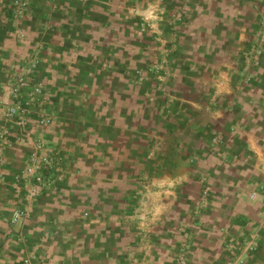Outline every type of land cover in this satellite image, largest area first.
Instances as JSON below:
<instances>
[{
    "label": "rangeland",
    "instance_id": "rangeland-1",
    "mask_svg": "<svg viewBox=\"0 0 264 264\" xmlns=\"http://www.w3.org/2000/svg\"><path fill=\"white\" fill-rule=\"evenodd\" d=\"M14 1L0 0L3 40L13 50L6 56L10 59L5 64L3 84L0 79V132L10 129L11 124L4 115L11 102L8 79L12 74H25L36 58L37 78L45 86L58 114L55 124L47 131H55L50 133L52 137L57 136L58 131L71 143L76 155L71 159L63 148L67 163L65 185L90 184L92 187L95 183L103 184L99 192L88 187L81 192V198L88 200L93 196L96 199L98 193L100 199L106 200L107 194H114L115 203L120 205V213L114 214L122 222L119 226L130 229L128 232L119 227L113 231L112 238L99 234L78 247L71 246L74 240L57 239L52 243L54 252L59 249L55 257L60 256L65 264H187V253L190 247H195L196 240L199 242L200 236V233H194L193 226L203 229L204 223L193 215L190 220L181 219L178 233L172 232L176 237L168 235L164 240L167 247L172 244L178 248L177 255H172L170 249L158 254V243L165 244L163 239L152 237L158 222L151 211L153 197L149 196L155 191L147 189L161 179L160 170L166 174L170 172L172 166L166 156L173 155V150L178 152L167 138L162 137H183L187 133L183 120L186 122L188 116L194 118L191 100L170 87L173 70L184 50L185 40L197 35L193 27L200 22L196 20L201 18L200 10L218 11L226 2L227 11L215 15L217 22L224 19L237 21L236 6L255 13L252 22L256 23L257 29L252 32L250 45L244 51L230 52L225 62L230 76L228 85L236 83L233 87L239 90L248 87L254 79L255 69L264 65V0H72L78 7L73 9L80 11V24L66 25L67 29L59 24L58 16L51 25L50 16L28 14L33 6L44 7L43 0H22L25 4L22 18L15 20L12 16ZM59 1L61 3L51 1L57 10L67 6L64 0ZM17 30L24 32V38H18ZM49 50L52 53L48 56ZM249 76L252 80H248ZM201 99L202 94L199 102ZM210 101L217 102L218 96H213ZM177 121L182 123L179 128L173 125ZM12 129L10 140L14 143L15 125ZM214 138L220 143V134L211 130L207 145L209 153H215L218 147L211 146ZM26 144L31 146L29 140ZM14 145L16 143L11 147ZM179 149L185 150L186 144ZM1 162L0 185L4 184ZM191 163L184 169L191 168ZM106 184H114L115 189L112 191ZM214 194L211 188L203 187L199 196L192 199L193 213L200 216L206 212L217 199ZM263 197V187L252 194V199ZM107 209L110 210L100 206L97 210ZM86 219L89 217L80 219L83 225L90 223ZM46 223L52 224L49 218ZM237 225L230 223L213 230L224 236L220 240H223L221 253L225 258L219 262L235 264L242 257L245 264H254L260 251L259 236L264 223L249 221ZM45 239L40 234L37 239L40 246H30L23 236L24 255L19 262L26 264L34 252L32 249H36L45 264L46 258L38 251L46 243ZM214 239L211 235V241L215 242ZM81 254H84L82 260L77 261ZM197 264L202 262L197 261Z\"/></svg>",
    "mask_w": 264,
    "mask_h": 264
},
{
    "label": "crops",
    "instance_id": "crops-1",
    "mask_svg": "<svg viewBox=\"0 0 264 264\" xmlns=\"http://www.w3.org/2000/svg\"><path fill=\"white\" fill-rule=\"evenodd\" d=\"M43 1L46 4L44 7L33 6L28 14L50 16L51 25L58 16L59 24L64 25L63 29L69 28L66 25L79 23L78 18L81 14L76 10L78 7L75 1L64 0L67 6L59 7L58 10L53 7L52 0ZM235 10L239 15L237 21L227 22L224 19L222 22H217L215 15L227 11L226 2L224 8L218 11L202 8L199 12L201 18H196L200 22L195 23L193 27L197 35L190 38L196 40H185L184 50L180 53L173 70L170 87L176 93L186 95L187 100H191L189 104L194 118L188 116L186 122L183 120V126L187 127V133L183 137H162L167 138L178 152L173 150L172 152L175 151L173 155L166 156L171 162L170 172L166 174L160 170L161 179L147 187L155 191L149 196L153 197L150 201L151 211L158 222L152 237L163 239L165 244L163 246L161 242L158 243V254L162 255L165 250L170 249L172 255H177L178 248L172 244L171 247H167L168 244L164 240L168 239V235L176 237L172 232L178 233L181 219L187 221L193 215L204 223L203 229H196L193 226L194 233H200V236L199 242L196 240L195 247H190L187 253V264H197V261H201L202 264H221L219 259L225 258V254L221 253L223 240L220 238L223 239L224 236L219 234L220 231L217 233L213 231L214 228L218 230L230 223L238 224L239 227L249 221L264 223V197L252 199L254 192L264 188V65L255 69L253 80L252 76H249L248 80H252V83L248 87L239 90L233 87L236 83L231 82V85H228L230 76L225 63L227 57L232 51H244L253 39L252 32L257 29L256 23L252 22V18L255 17L253 10L243 6H236ZM2 20L3 16L0 18V21ZM3 34V27L0 24L1 84L4 82L6 61L10 59L6 56L13 52L9 43L3 40ZM46 53L49 56L52 51ZM214 68L217 71H214ZM201 94L203 99L199 102ZM213 96H218L217 102L210 101ZM181 124V121H177L173 125L179 128ZM211 130L221 136L219 143L221 145H217L215 153H209L207 150ZM53 131H47L48 144L58 148L62 153L64 148L69 157L74 158L76 155L73 153L71 143L64 140L58 131H56L57 136H50ZM184 144L186 149L180 151V146ZM30 150L31 146L28 144H16L5 152L2 159L4 184L0 185V264H22L19 261L24 255V245L19 243L17 236L14 235L19 231L23 233L30 246L37 244L40 246L38 236L40 234L45 236L46 243H43L41 250H38L46 258L45 264H65L60 256L55 257L59 249L55 252L52 250V243L57 239L74 240L71 246L78 247L83 246L87 239L97 238L99 234L100 237L112 238L113 231L120 227L119 223H122L118 220V215H114L120 213V205L115 203L114 194H107L106 200L100 199L98 193L95 194L96 199L93 196L88 200L81 198L83 196L81 192L88 190V187L92 191L99 192L103 185L99 183H95L92 187L90 184L75 186L64 184L55 194L45 196L33 205L32 212L24 225L17 227L10 224L15 204L13 177L23 169ZM189 163L192 167L184 169ZM180 168L184 169L180 170L183 172L178 170ZM109 185L113 191L115 185L106 184L108 188ZM205 186L213 190L217 199L206 212L197 216L193 213L192 199L199 196ZM98 206L110 210L99 211ZM85 217H89L86 219L90 222L88 225H83L80 220ZM46 218H49L54 225L47 224ZM58 225L60 228L57 227ZM126 229L130 232L128 227L119 228V230ZM137 234L139 235V231ZM211 235H214L215 242L211 241ZM259 239L260 251L256 255L254 264H264V230L261 231ZM32 250L36 251V249ZM35 255L38 257L37 251ZM83 255H79L77 261L82 260ZM101 255L103 256V253ZM108 256L107 251L106 257ZM42 261L38 257L34 264L44 263ZM107 262L109 263V259Z\"/></svg>",
    "mask_w": 264,
    "mask_h": 264
},
{
    "label": "built area",
    "instance_id": "built-area-1",
    "mask_svg": "<svg viewBox=\"0 0 264 264\" xmlns=\"http://www.w3.org/2000/svg\"><path fill=\"white\" fill-rule=\"evenodd\" d=\"M24 9L25 4L22 0L13 2L12 16L15 20L22 18ZM16 33L20 39L25 36L22 30H17ZM37 64V59L33 58L25 74H12L8 79L7 89L11 95V102L7 104L4 115L6 121L11 124L10 129L0 132V165L7 148L12 144H26L28 140L31 142L27 161L14 178L15 204L10 224L17 227L25 223L38 200L55 194L65 184L67 178L64 154L48 144L46 139L47 129L55 124L58 114L50 102L45 86L37 78ZM14 125L17 135L15 142L12 143L10 137ZM217 145L219 141L214 138L211 146ZM14 235L17 236L19 243L23 241L21 231ZM36 258L35 252H31L26 264H34ZM235 264L245 262L240 257Z\"/></svg>",
    "mask_w": 264,
    "mask_h": 264
}]
</instances>
